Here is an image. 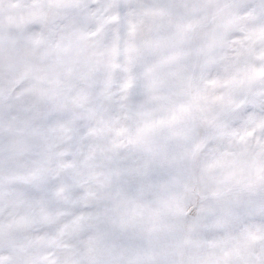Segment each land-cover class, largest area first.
<instances>
[{
	"label": "snow or ice",
	"instance_id": "6c2138e0",
	"mask_svg": "<svg viewBox=\"0 0 264 264\" xmlns=\"http://www.w3.org/2000/svg\"><path fill=\"white\" fill-rule=\"evenodd\" d=\"M226 7L222 0H63L50 29L0 23V58L11 70L7 90L0 89V264H264V93L256 90L264 82V51L251 57L264 30L231 32L238 47L230 75L210 81L229 94L233 86L244 92L243 129L226 131L213 117L200 121L211 132L198 139L194 133V81L229 34L218 22ZM75 8L107 12L120 25L124 38L111 53L123 52L130 73L123 121L99 128L81 122V132L115 133L100 148L104 170L88 180L63 170L73 163L50 167L52 145L37 152L33 142L54 137L58 129L48 125L67 120L62 110L87 95L95 65L72 20ZM27 19L46 23L48 16L41 8ZM25 80L41 85L26 90L39 101L17 99ZM95 157L93 147L81 163ZM89 180L96 190L84 189ZM38 212L58 224L55 233L32 231ZM52 248L60 249L56 262Z\"/></svg>",
	"mask_w": 264,
	"mask_h": 264
},
{
	"label": "clouds",
	"instance_id": "9594fccd",
	"mask_svg": "<svg viewBox=\"0 0 264 264\" xmlns=\"http://www.w3.org/2000/svg\"><path fill=\"white\" fill-rule=\"evenodd\" d=\"M62 2L63 0H0V23L13 28L17 23L24 27L36 23L38 25L37 31L50 29L53 26L52 17L55 6ZM262 2L264 0H222V3L226 4L227 7L224 8L218 22L221 28L224 25L230 26L229 34L224 37L223 45L216 49V60L205 68L202 75L197 70L194 81L195 88L193 91L200 96L198 102L200 110L194 111V115L197 117L196 128L194 129L197 139L201 134L212 131L211 128L200 122L201 119L218 117L219 121L227 124L226 131L243 129L246 119L244 112L249 106L244 92L239 87L233 86L229 94V89L214 87L210 81L223 80L230 75L228 63L230 59L234 58L238 47V44L232 43L231 32L239 31L241 26L254 31L264 30V8L259 11L256 10V6ZM87 3L91 6L96 3V0H87ZM34 5L35 8H33ZM41 8L43 13L48 16L46 23L27 19L30 14L39 17ZM74 11L76 15L72 17V20L75 26L86 34V43L89 45V53L95 65L87 85V95L77 100L76 103L69 102L68 107L62 110L70 113L67 120L48 125V127L58 129L54 137L48 141L37 137L33 142L37 146V152H46L49 150L48 145H52L50 167L55 169L63 164L73 163V168L63 170L73 172L88 180L93 171L101 172L104 170L101 167L103 161L100 148L108 145L115 137V133L106 131L102 134L91 135L88 130L81 132V122L88 123L90 127L99 128L102 126L101 122L123 121L126 110L121 105H126L128 101L121 100V97L127 94L122 85L130 73L124 70L127 65V57L123 52L111 53V49L117 40L124 38L120 25L117 22L109 21L107 19L109 13L107 12L91 16L80 8H75ZM67 22V19L54 21L57 25ZM240 35L242 36L243 33ZM58 38L57 35L55 39ZM261 51H264V41L255 46V51L251 57L254 59ZM10 77L9 65L3 58H0V89L7 90ZM16 87L22 94H18L17 99L33 97L39 101L37 92L26 91L41 87L37 81L25 80ZM256 90L264 93V82H260L256 86ZM72 95L75 96L76 93L73 92ZM40 102L43 103V101ZM178 102L192 103L189 97H179ZM61 124L66 126V131L60 130ZM218 142V140L215 141V143ZM93 147L96 148V157L89 160L88 165H84L81 162L88 156ZM97 187L98 185L90 180L84 185V189L90 191L96 190ZM55 199L57 203H62L60 197ZM48 210L51 211V208L49 207ZM57 228L58 224L56 223L49 224L42 221L39 212L32 224V231L36 234L55 233ZM48 251L50 259L56 262L60 249L52 248ZM0 258H3L2 249H0Z\"/></svg>",
	"mask_w": 264,
	"mask_h": 264
}]
</instances>
